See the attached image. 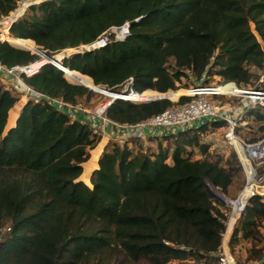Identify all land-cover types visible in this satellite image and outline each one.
Listing matches in <instances>:
<instances>
[{
    "label": "trees",
    "instance_id": "1",
    "mask_svg": "<svg viewBox=\"0 0 264 264\" xmlns=\"http://www.w3.org/2000/svg\"><path fill=\"white\" fill-rule=\"evenodd\" d=\"M15 6V0H0V17ZM125 22V39L113 37L105 47L64 57L66 76L44 63L24 81L80 106L94 94L87 86L122 91L131 78L130 88L143 93L129 99L166 92L175 100L187 93L178 85L183 78L200 85L215 76L240 87L260 85L264 0H44L4 30L9 42L0 41V62L37 61L30 50L39 46L48 53L79 48ZM21 97L0 77V229L10 227L0 238V264H218L211 252L222 244L226 214L209 184L234 196L244 173L235 152L209 151L203 140L209 125L156 136L155 146L114 135L103 150L100 128L45 99L24 105ZM188 99L182 95L179 102ZM174 104L168 98L118 99L106 115L135 124ZM247 120L264 134V107L251 109ZM196 147L200 158H194ZM263 228L264 201L256 197L229 240L233 253L250 244L245 264H264Z\"/></svg>",
    "mask_w": 264,
    "mask_h": 264
},
{
    "label": "built area",
    "instance_id": "2",
    "mask_svg": "<svg viewBox=\"0 0 264 264\" xmlns=\"http://www.w3.org/2000/svg\"><path fill=\"white\" fill-rule=\"evenodd\" d=\"M42 1L44 0H15V8L0 17V41H8L3 40L4 30L10 32L12 25L31 5L39 4ZM135 20L138 21V18ZM129 33L130 22H125L121 26L111 27L94 42L81 47H85L84 50L100 49L112 40V36L115 35L114 37L117 40H123ZM37 61L13 66H7L0 62V77L11 81L15 88L22 92V97H26L27 100L30 98L36 101L45 99L56 105L58 109L66 112L70 117L84 120L103 131L105 126L109 125L113 133L119 131L122 132L124 138L133 139L144 138L148 135L156 136L159 132L172 134L186 131L197 128L202 124L211 127L214 123H222L223 144L226 149L236 153L244 173V184L234 196L225 193L219 186L209 184L214 196L223 204V211L226 214V229L222 234V244L218 250L211 252V255L218 259V264H237L236 257L229 247V239L225 242L229 226L233 223L234 229L245 208L254 198L258 197L261 201H264V134L250 140L239 133V128L248 123V113L251 109L264 107V86L260 84L258 86L240 87L235 82L216 86L197 85L191 87L185 93L189 97L188 100L184 102H179L180 99L174 101V105L145 121L135 124H122L108 118L106 115V110L112 102L118 99L135 103L147 102L157 100L161 95L149 99L130 100L125 99L124 95L114 93L115 95L108 96V101L95 108L94 111H90L86 107L74 105L60 98H54L39 92L27 84L23 76H32L39 72L41 67L36 68L34 66ZM131 83L132 78L121 92L125 94L143 93L130 88ZM223 98L230 99L224 102ZM9 230L10 227H2L0 238Z\"/></svg>",
    "mask_w": 264,
    "mask_h": 264
},
{
    "label": "rangeland",
    "instance_id": "3",
    "mask_svg": "<svg viewBox=\"0 0 264 264\" xmlns=\"http://www.w3.org/2000/svg\"><path fill=\"white\" fill-rule=\"evenodd\" d=\"M115 36V35H114ZM114 36H112V37H114ZM39 46V45H38ZM69 49V48H68ZM84 49H86L85 47H79V48H74L72 51H67V49H65V50H63V51H61V52H59V53H57V54H59L60 56H69L70 54H72V53H74V52H76V51H79V50H84ZM26 50H29V49H26ZM32 53H35V52H40V51H42V49L40 48V47H38V49L37 50H35V51H32V50H30ZM35 54H37V53H35ZM44 61V59L42 60V61H39L40 63L41 62H43ZM46 63H48V61L46 62ZM258 73L260 74V78H259V80L256 82V83H260L261 85H263L264 86V78H263V76H264V68H263V70H258ZM70 81V80H69ZM261 81V82H260ZM72 82V81H71ZM78 84V83H77ZM182 84V85H181ZM201 84V82H199V81H196V80H189L188 78H183V81L181 82V83H178V85L179 86H182V87H180V89H185V90H188V89H190L191 87H195V86H197V85H200ZM220 84H224V82L222 81V79L219 77V76H215L212 80H211V82H210V84H208V86H216V85H220ZM96 85V84H95ZM251 85H254V84H251ZM98 86V85H97ZM90 87H92V86H90ZM98 89H100V90H102V88H98ZM223 90H226V89H223ZM94 91V94H93V96H90L89 98H84V99H82V101H81V103L84 105L83 107H86L87 109H89L90 111H94V109L95 108H97V107H99L100 105H102V104H104L106 101H108L109 100V97L108 96H106L103 92H99V91H95V90H93ZM182 95H186L185 93L184 94H181L177 99H170V98H168V99H170V100H172V101H177V100H179L180 99V97L182 96ZM22 98H24V97H21V99L20 100H22L23 101V99ZM229 99L230 98H224L223 100H224V102H227V101H229ZM19 100V101H20ZM25 103H24V105L28 102V100H27V98H25ZM231 100H233V99H231ZM18 101V102H19ZM234 101H236V100H234ZM17 102V103H18ZM16 103V104H17ZM137 103H139V102H137ZM15 104V105H16ZM14 105V106H15ZM80 106V105H79ZM247 124H248V126H247ZM9 128V127H8ZM7 127L5 128V131H4V134H6L7 133V131L9 130ZM207 128H209V127H207ZM103 131V130H102ZM239 133L242 135V136H244L245 138H248V139H254V138H257V137H259L260 135H261V130H260V127L258 126V124H256V123H254V122H252V121H248V123H246V124H244V125H242L240 128H239ZM111 134H113V132H112V130H111ZM114 135V134H113ZM114 137V136H113ZM122 138V137H121ZM215 138H219V139H221L222 140V129H220V128H216V129H213L212 130V128L210 127V129L209 130H207V132H206V134L204 135V137H203V140H204V142L205 143H209V144H211V145H213V144H217V140H215ZM125 140V139H124ZM103 141H105V139L103 140ZM101 142H102V140L100 141V143L98 144L99 146H100V144H101ZM97 145V146H98ZM96 146V147H97ZM98 146V147H99ZM96 147L94 148V149H96ZM94 149H92L91 150V155H92V151L94 150ZM228 153H225L224 155H226V156H229L230 155V150L228 149ZM216 151H214L213 153H215ZM216 153H218V152H216ZM201 157V153L199 152V148L198 147H196V150H194V158H200ZM238 180H237V182H238V185L239 186H242L243 184H244V176H243V174L241 173L239 176H238V178H237ZM262 231L264 232V228L262 229ZM250 247V244L248 243V242H246V243H243V244H240V245H237L236 246V250L234 251V255H235V257H236V260L238 261V260H241L242 262H241V264H245L244 263V259H245V257L247 256V249ZM175 261V260H174ZM247 262V261H246ZM184 264H198V262L197 261H193L192 263H184ZM200 264V263H199Z\"/></svg>",
    "mask_w": 264,
    "mask_h": 264
},
{
    "label": "crops",
    "instance_id": "4",
    "mask_svg": "<svg viewBox=\"0 0 264 264\" xmlns=\"http://www.w3.org/2000/svg\"><path fill=\"white\" fill-rule=\"evenodd\" d=\"M23 107H24V105H23ZM22 107V108H23ZM21 111H22V109H21ZM20 111V112H21ZM248 121V120H247ZM220 129H221V127H219ZM115 136H119V137H121V135H122V132H116V133H113ZM113 134H111V126H109V125H107V126H105V130L104 131H102V138H101V140L103 139H105V143H104V147H103V150L105 149V147H106V145L108 144V142L110 141V139L114 136ZM161 135H165V134H162L161 132H159L156 136H161ZM117 136V137H118ZM156 136H146V137H144V138H141V139H144V144H149L150 146H155L156 145V143H157V140H155L154 138L156 137ZM151 138V140H149ZM215 140H217V144H213V145H211V144H209V151L211 152V153H213L214 151H216V152H219V153H222V154H225V153H228L229 151H228V149H226L225 148V146H224V144H223V141L221 140V139H219V138H215ZM130 146H132V144L130 143ZM103 150H102V152H103ZM102 152H101V154H102ZM202 156V155H201ZM90 158H91V156H90ZM89 158V160H87L86 162H84V164H83V173L85 172V164L86 163H88L91 159ZM96 168H98V161H97V163H96V166L95 167H93L92 168V170H91V172H90V175H89V179H91V175H92V172L96 169ZM82 173V174H83ZM80 179V178H79ZM82 181H84L85 182V180L84 179H81ZM86 183V182H85ZM88 184V183H87ZM89 185V184H88ZM91 186V185H90ZM239 192V191H238ZM237 192V193H238ZM236 193V194H237ZM233 231H234V229L232 230V232H231V234L228 236V239L230 240V238H231V236H232V234H233ZM194 260H184V261H181V260H175V261H171L170 263H168V264H184V263H192ZM258 263H260V262H255V261H252V262H248L247 264H258Z\"/></svg>",
    "mask_w": 264,
    "mask_h": 264
},
{
    "label": "water",
    "instance_id": "5",
    "mask_svg": "<svg viewBox=\"0 0 264 264\" xmlns=\"http://www.w3.org/2000/svg\"><path fill=\"white\" fill-rule=\"evenodd\" d=\"M39 47L42 49V51L35 52V53H37L40 56V59H44V57L48 58V63L54 64L55 66L60 68L64 72V74L66 76L65 68H67V67L63 64L62 59L64 57H66L67 55L66 56H58L57 53H48L47 50L43 49L41 46H39ZM85 86H87V85H85ZM98 86H101L103 89L100 90V89L95 88V87H90V86H87V87H89L92 90L99 91V92H104V93H107L109 91H110V93L121 92V91H114V90L110 89L108 86H105V85L99 84ZM161 93H163V95H161L159 97V99L169 98V97H167L165 95L166 92H161Z\"/></svg>",
    "mask_w": 264,
    "mask_h": 264
},
{
    "label": "bare ground",
    "instance_id": "6",
    "mask_svg": "<svg viewBox=\"0 0 264 264\" xmlns=\"http://www.w3.org/2000/svg\"><path fill=\"white\" fill-rule=\"evenodd\" d=\"M22 10V9H21ZM23 49V48H22ZM74 48H69V49H67V51H72ZM60 56V55H59ZM43 59H40L39 61H42ZM39 61H37V62H35L34 63V66L37 68V67H42V66H40L41 64H44V63H46L47 61H48V58H44V61L43 62H39ZM82 74V73H81ZM84 75V74H83ZM78 84H80V83H78ZM104 93V92H103ZM115 93H117V94H120V95H123L124 94V98L125 99H129V98H127V96H128V94H130V93H123V92H121V93H119V92H115ZM159 93V92H158ZM106 96H113V94L114 93H110V91L109 92H107V93H104ZM136 94H141V93H136ZM160 95H163V93H159ZM115 95V94H114ZM165 95H166V93H165ZM159 96V95H158ZM167 97H169L168 95H166ZM26 97H24V98H22V99H25ZM170 98V97H169ZM138 100V99H140V97H135L134 99H130V100ZM26 101V100H25ZM10 128V127H9ZM8 128V129H9ZM103 140V139H102ZM232 229H233V223H231L230 224V226H229V229H228V232H227V234H226V238H225V242L228 240V236L231 234V232H232Z\"/></svg>",
    "mask_w": 264,
    "mask_h": 264
}]
</instances>
